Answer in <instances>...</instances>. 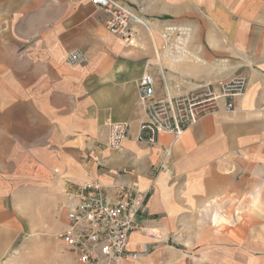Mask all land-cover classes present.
Segmentation results:
<instances>
[{"label": "crops", "instance_id": "1", "mask_svg": "<svg viewBox=\"0 0 264 264\" xmlns=\"http://www.w3.org/2000/svg\"><path fill=\"white\" fill-rule=\"evenodd\" d=\"M121 1L151 34L132 22L116 35L91 0H0V263L32 229L63 227L67 183L97 179L145 194L127 246L140 256L120 264H264V0ZM173 21L191 26L195 57L159 49ZM73 49L86 62L70 65ZM144 70L157 93L161 72L173 95L235 75L247 87L233 110L148 145ZM111 121L129 126L119 149L106 145Z\"/></svg>", "mask_w": 264, "mask_h": 264}, {"label": "built area", "instance_id": "2", "mask_svg": "<svg viewBox=\"0 0 264 264\" xmlns=\"http://www.w3.org/2000/svg\"><path fill=\"white\" fill-rule=\"evenodd\" d=\"M105 14V26L116 35L127 38L132 22L143 26L149 34L151 27L142 15L121 0H91ZM174 35V38H172ZM160 48L171 58L180 60L195 57L188 49L190 28L167 25L159 30ZM72 65L86 62L81 49L66 53ZM163 90L157 93L153 75L144 70L137 82L138 102L145 111L137 140L152 145L160 133L179 137L194 122L219 111H231L235 99L245 92L247 79L231 76L217 81L197 83L188 92L173 95L169 92L163 73ZM128 123L111 121L107 126L106 145L119 149L128 136ZM61 208L65 223L59 232L61 244L79 264H120L123 258L136 260L140 252L128 249L130 233L138 228L137 217L144 211L145 194L133 183L114 181L108 184L97 179L69 182L63 189Z\"/></svg>", "mask_w": 264, "mask_h": 264}, {"label": "rangeland", "instance_id": "3", "mask_svg": "<svg viewBox=\"0 0 264 264\" xmlns=\"http://www.w3.org/2000/svg\"><path fill=\"white\" fill-rule=\"evenodd\" d=\"M132 8L140 13L136 7ZM169 25L189 27L191 37L192 28L190 25L181 24L178 21H173ZM172 38H174V35H172ZM159 49L161 50V48ZM235 215H237V211L234 212ZM62 224L63 221L61 220L56 228L49 226L41 232L32 229L30 234L22 235L18 238L13 248L3 257V261L0 264H79L75 256L59 240Z\"/></svg>", "mask_w": 264, "mask_h": 264}]
</instances>
